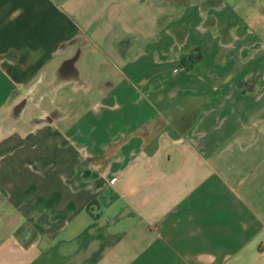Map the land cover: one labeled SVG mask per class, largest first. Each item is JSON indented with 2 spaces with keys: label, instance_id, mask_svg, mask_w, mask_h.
<instances>
[{
  "label": "crops",
  "instance_id": "obj_1",
  "mask_svg": "<svg viewBox=\"0 0 264 264\" xmlns=\"http://www.w3.org/2000/svg\"><path fill=\"white\" fill-rule=\"evenodd\" d=\"M0 264H264V0H0Z\"/></svg>",
  "mask_w": 264,
  "mask_h": 264
},
{
  "label": "trees",
  "instance_id": "obj_2",
  "mask_svg": "<svg viewBox=\"0 0 264 264\" xmlns=\"http://www.w3.org/2000/svg\"><path fill=\"white\" fill-rule=\"evenodd\" d=\"M193 58H194V57H193L192 55L183 58L182 62H183L184 66H185L186 68H188V65H189L188 63H191L192 60H193Z\"/></svg>",
  "mask_w": 264,
  "mask_h": 264
},
{
  "label": "built area",
  "instance_id": "obj_3",
  "mask_svg": "<svg viewBox=\"0 0 264 264\" xmlns=\"http://www.w3.org/2000/svg\"><path fill=\"white\" fill-rule=\"evenodd\" d=\"M114 181H111V183H113Z\"/></svg>",
  "mask_w": 264,
  "mask_h": 264
}]
</instances>
